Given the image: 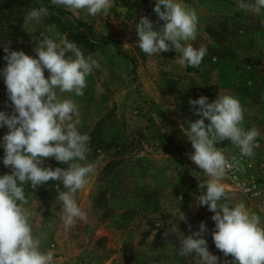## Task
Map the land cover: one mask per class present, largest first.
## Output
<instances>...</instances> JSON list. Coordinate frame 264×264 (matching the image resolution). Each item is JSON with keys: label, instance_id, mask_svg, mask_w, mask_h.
<instances>
[{"label": "rangeland", "instance_id": "1", "mask_svg": "<svg viewBox=\"0 0 264 264\" xmlns=\"http://www.w3.org/2000/svg\"><path fill=\"white\" fill-rule=\"evenodd\" d=\"M155 3L113 0L107 15L101 12L94 17L55 6L90 26L96 37L108 36L114 42L92 48L77 44L100 67L87 77L83 96L64 94L79 105L78 129L91 138L88 160L103 155L88 185L76 193L87 219L65 229L56 203L59 181L35 190L30 183L23 185L29 200L25 207L35 213L30 221L33 233L42 236V251L54 253V264H197L195 255H178L175 234L164 233L176 224L188 236L189 225L194 232L201 222L208 229L210 253L219 257V264L232 260L215 247L213 213L196 200L205 191L199 183L210 178L191 161L194 149L184 131L189 121L200 118L189 104L200 96L209 102L217 95L238 98L246 130L255 127L260 132L254 157H241L228 140L217 147L228 148L226 155L244 167L243 172L230 171L223 181L229 202H244L264 221V10L259 15L240 11L236 0H183L199 18L197 38L190 43L208 51L198 68H182L174 50L148 56L138 47L135 26L141 16L157 29L163 24L153 11ZM32 9L19 14L18 40L10 49L36 57L33 49L41 33L56 42L67 37L49 21V14L39 22L27 21ZM44 74L49 75L47 70ZM0 85L6 95L2 74ZM12 111L13 106L8 113ZM7 131L0 127V145ZM3 156L0 146V175L10 169L3 165ZM45 166L66 167L54 158L47 159ZM60 190H66L62 184Z\"/></svg>", "mask_w": 264, "mask_h": 264}, {"label": "clouds", "instance_id": "2", "mask_svg": "<svg viewBox=\"0 0 264 264\" xmlns=\"http://www.w3.org/2000/svg\"><path fill=\"white\" fill-rule=\"evenodd\" d=\"M51 4L74 15L83 10L94 17L101 12L107 15L113 0H51ZM236 5L240 11L257 15L264 10V0H236ZM153 11L163 24L157 29L147 16H141L135 26L141 51L159 56L174 50L182 68H198L208 50L190 43L198 34L196 9L183 0H156ZM48 14L47 7L33 8L26 20L39 22ZM40 35L42 39L33 49L36 57L4 47L7 63L0 74L13 111H0V127L8 129L0 145L4 149L3 165L11 169L10 174L0 175V264H54V253L42 251V236L33 233L30 221L35 213L25 207L29 200L23 185L30 183L35 190L49 181H59L66 190L61 191L57 184L56 203L61 206L59 213L65 229H70L77 220L87 219L76 193L88 185L99 159H103L101 154L96 161L88 160L91 138L78 129L79 105L64 96H83L87 77L100 67L99 62L91 55L85 56L75 42L66 38L56 42ZM189 104L200 117L189 121L184 131L194 149L190 159L210 178L206 184L199 183L198 187L205 191L196 200L213 213L215 228L211 235L215 247L225 257H232L224 264H264V221L244 202L230 203L223 183L230 171L243 172V164L226 155L228 148L217 147L228 140L239 149L241 157H254L260 132L255 127L246 130L243 106L232 95H217L212 102L200 96L190 99ZM49 158L66 167L45 166ZM180 219L187 222L184 216ZM189 231L191 234L185 236L173 224L164 235H176L180 257L195 255L199 258L197 264H219V257L208 249L206 224L201 222L194 232L189 225Z\"/></svg>", "mask_w": 264, "mask_h": 264}, {"label": "trees", "instance_id": "3", "mask_svg": "<svg viewBox=\"0 0 264 264\" xmlns=\"http://www.w3.org/2000/svg\"><path fill=\"white\" fill-rule=\"evenodd\" d=\"M47 7L48 19L63 31L69 41L87 47L97 45H110L114 41L108 36L96 37L86 23L75 18L69 11L57 8L51 4V0H0V70L5 61L4 47L10 46L18 40L22 18L21 13L25 8ZM98 38V39H97ZM1 87V85H0ZM0 91V111L9 112L12 106L8 95ZM10 174L11 169L6 170Z\"/></svg>", "mask_w": 264, "mask_h": 264}]
</instances>
